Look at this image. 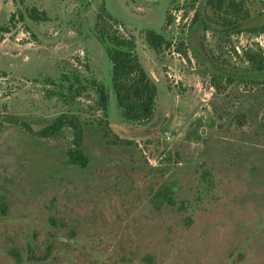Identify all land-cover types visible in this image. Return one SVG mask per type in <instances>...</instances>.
<instances>
[{"label":"rangeland","instance_id":"obj_1","mask_svg":"<svg viewBox=\"0 0 264 264\" xmlns=\"http://www.w3.org/2000/svg\"><path fill=\"white\" fill-rule=\"evenodd\" d=\"M237 4L0 0V264H264V0ZM94 32L133 37L149 120Z\"/></svg>","mask_w":264,"mask_h":264},{"label":"trees","instance_id":"obj_2","mask_svg":"<svg viewBox=\"0 0 264 264\" xmlns=\"http://www.w3.org/2000/svg\"><path fill=\"white\" fill-rule=\"evenodd\" d=\"M237 1L208 0V3L216 9H220L221 7L235 9L238 6ZM34 12V9H31L28 14L29 17L31 19H38L34 15ZM23 18V14L15 18V14L13 13L7 25L0 28V32L8 33L18 23L22 22ZM148 33L150 35V43L155 46L157 43L156 34L154 32ZM94 38L103 47L109 62L108 81L110 82V87L121 117L130 123H140L149 120L153 114L157 85L139 61L135 52L133 37H126L117 32L109 35L106 33L96 34L94 32ZM244 56L255 70L261 71L264 69V58L260 52L250 54L249 51H246L244 52ZM98 96L102 109L107 110L109 100L107 87H100L98 89ZM63 124V121L57 119L48 127L34 132V135L41 138L51 137L61 130ZM73 156L79 159L82 158L81 153L77 150H75Z\"/></svg>","mask_w":264,"mask_h":264}]
</instances>
